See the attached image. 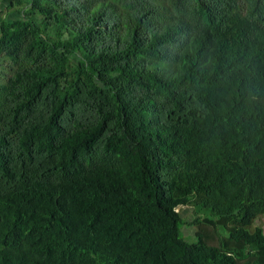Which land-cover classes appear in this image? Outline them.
Returning a JSON list of instances; mask_svg holds the SVG:
<instances>
[{"label": "trees", "instance_id": "trees-1", "mask_svg": "<svg viewBox=\"0 0 264 264\" xmlns=\"http://www.w3.org/2000/svg\"><path fill=\"white\" fill-rule=\"evenodd\" d=\"M0 11V264H264V0Z\"/></svg>", "mask_w": 264, "mask_h": 264}, {"label": "rangeland", "instance_id": "rangeland-1", "mask_svg": "<svg viewBox=\"0 0 264 264\" xmlns=\"http://www.w3.org/2000/svg\"><path fill=\"white\" fill-rule=\"evenodd\" d=\"M6 9H4L3 14H5ZM1 12V11H0ZM180 211L182 212V217L183 219L186 220L187 224L183 226L182 231L184 232L185 239L188 242H196L198 238L196 237V233L199 230L200 224L196 223V225L192 224V222L195 220L196 217L199 218L200 222H203L202 224L207 225L208 219H210L208 216L211 213V211H205L202 209H194L192 206H180L179 207ZM251 228H248L247 226L245 227L246 229L248 228L250 231L255 230L256 227H261L262 228V233L264 234V216H259L255 218L251 223ZM253 225V226H252ZM211 226V225H210ZM212 228V227H211ZM215 229L212 228L213 231L222 234L223 231L225 232L224 236H227V232L223 229H217V227H214ZM233 228V225L231 226ZM237 229H240V226L237 227ZM247 229V230H248ZM219 235V234H218Z\"/></svg>", "mask_w": 264, "mask_h": 264}]
</instances>
